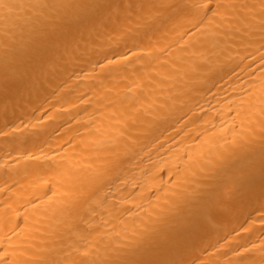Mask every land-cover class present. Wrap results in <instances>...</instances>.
<instances>
[{
    "label": "bare ground",
    "instance_id": "bare-ground-1",
    "mask_svg": "<svg viewBox=\"0 0 264 264\" xmlns=\"http://www.w3.org/2000/svg\"><path fill=\"white\" fill-rule=\"evenodd\" d=\"M0 264H264V0H0Z\"/></svg>",
    "mask_w": 264,
    "mask_h": 264
}]
</instances>
